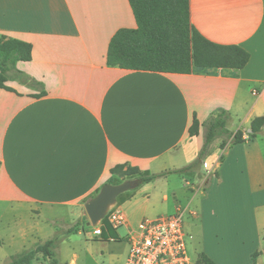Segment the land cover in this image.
<instances>
[{
    "label": "crops",
    "instance_id": "obj_1",
    "mask_svg": "<svg viewBox=\"0 0 264 264\" xmlns=\"http://www.w3.org/2000/svg\"><path fill=\"white\" fill-rule=\"evenodd\" d=\"M189 21L206 39L247 51L245 66L190 73L110 66L113 34L136 27L128 0H0V36L31 44V59L16 67L34 80L9 78L12 90L0 89V180L8 189L0 202L15 218L22 211L30 219L34 240L82 221L83 230L61 236L60 262L114 264L144 219L182 207L194 212L195 264L200 253L213 264L235 255L250 264L254 252L264 264V125L248 136L252 120L264 116V0H189ZM221 110L229 113L226 128L242 131L245 142L230 144L229 137L221 147L218 137L196 171L125 192L118 240L92 234L84 200L111 167L129 163L155 173L192 163L205 121ZM193 115L199 128L189 136ZM210 239L218 248L235 242L218 255ZM33 260L46 259L37 253Z\"/></svg>",
    "mask_w": 264,
    "mask_h": 264
},
{
    "label": "trees",
    "instance_id": "obj_2",
    "mask_svg": "<svg viewBox=\"0 0 264 264\" xmlns=\"http://www.w3.org/2000/svg\"><path fill=\"white\" fill-rule=\"evenodd\" d=\"M132 9L136 27L121 28L111 37L106 56V63L130 69H143L164 72L190 73L194 69L205 68H235L245 66L249 53L237 45H224L212 42L202 36L189 21V0H128ZM31 59V44L16 38L0 36V89L12 90L5 82L7 79H20L26 83L34 80L17 69L18 61ZM44 94V92H42ZM41 95V94H38ZM37 95V96H38ZM229 113L221 110L211 115L204 123V144L196 159L181 168L152 173L141 170L137 166H127L125 163L115 165L108 170L102 184H117L126 179H137L139 185L172 173H187L196 171L206 155L209 145L218 137L231 138L230 144L245 142L243 132L232 133L226 128ZM264 125V116L255 117L250 126L249 137H254ZM199 122L193 115L188 128L189 136L198 133ZM117 172L121 173V177ZM101 185L96 189L99 191ZM127 192V191H126ZM88 196L84 201L91 198ZM124 193L116 204L123 200ZM82 221H76L63 231L70 235L83 230ZM102 240H118L115 229L108 223L106 217L101 220ZM57 239H47L36 246L23 251L20 255L10 258L7 264H30L37 253L48 258L50 264H65L59 261L56 253ZM258 252L251 255V263L256 264ZM196 264H213L204 254L200 253Z\"/></svg>",
    "mask_w": 264,
    "mask_h": 264
},
{
    "label": "built area",
    "instance_id": "obj_3",
    "mask_svg": "<svg viewBox=\"0 0 264 264\" xmlns=\"http://www.w3.org/2000/svg\"><path fill=\"white\" fill-rule=\"evenodd\" d=\"M185 213L194 215L189 209L178 207L171 214L144 219L128 240L125 264H191L187 248L190 234L184 229ZM105 217L115 230L124 224L117 204L109 208ZM92 234L101 235V222L92 226Z\"/></svg>",
    "mask_w": 264,
    "mask_h": 264
},
{
    "label": "rangeland",
    "instance_id": "obj_4",
    "mask_svg": "<svg viewBox=\"0 0 264 264\" xmlns=\"http://www.w3.org/2000/svg\"><path fill=\"white\" fill-rule=\"evenodd\" d=\"M127 166H133L129 163H125V167ZM200 168V166H199ZM119 176L121 177V173L117 172ZM133 190V189H132ZM129 190V191H132ZM125 193V192H124ZM8 194V189L4 186V180L3 177H1L0 180V196ZM123 194V193H122ZM122 194L118 196V200L121 199ZM167 205H170V202H168ZM84 210V209H83ZM84 215L87 218L85 211ZM191 213H194L191 211ZM170 214V213H167ZM184 229L188 232V223H190L191 218L188 213H185L184 215ZM32 225L30 222V219L24 215V213L21 211L19 218H15L14 215L8 211L5 204H2L0 202V264H7L11 257L20 255L23 251L30 249L37 244H40L44 242L45 240L38 239H30L28 238V232L27 229ZM55 226V225H54ZM57 229H59L58 226ZM89 228V227H88ZM61 227L59 229V233L54 236L55 239H57V243L61 242L62 239L61 236ZM24 234V235H23ZM47 240V239H46ZM201 242V241H200ZM217 241H214L213 239L206 240L205 243L211 247L215 252L219 254V252H222L223 254L227 251H230L233 249V245L235 241H228L226 245H222L221 247H217L214 243ZM198 239L195 237L194 239L189 238L187 241V248L189 255L192 259L191 264H195V258L199 253L198 249ZM200 248V245H199ZM264 251V249L262 250ZM118 258L117 261L114 262V264H125L126 263V257H123L122 255H116L115 258ZM45 261H41L42 264H50L49 259L45 258ZM222 261V260H221ZM240 261V255H235L233 258L229 260H223L222 264H238ZM32 262V263H31ZM31 264H38V261L33 260L31 261Z\"/></svg>",
    "mask_w": 264,
    "mask_h": 264
},
{
    "label": "water",
    "instance_id": "obj_5",
    "mask_svg": "<svg viewBox=\"0 0 264 264\" xmlns=\"http://www.w3.org/2000/svg\"><path fill=\"white\" fill-rule=\"evenodd\" d=\"M137 179H126L120 183H104L99 191L84 203L88 224L96 226L106 216L109 208L116 204L117 197L138 187Z\"/></svg>",
    "mask_w": 264,
    "mask_h": 264
}]
</instances>
